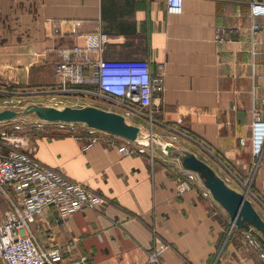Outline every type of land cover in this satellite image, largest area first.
<instances>
[{
  "label": "crops",
  "instance_id": "0c3cea01",
  "mask_svg": "<svg viewBox=\"0 0 264 264\" xmlns=\"http://www.w3.org/2000/svg\"><path fill=\"white\" fill-rule=\"evenodd\" d=\"M249 2L183 0L180 13H168L167 0H0V89L24 104L43 103L59 86L60 50L85 47L86 35L102 39L88 49L87 63L146 58L151 73L163 76V90L152 96L158 110L151 129L159 136L171 127L185 132L177 146L203 160L200 153L208 152L232 171L242 186L227 184L246 192L263 217L264 158L252 164L249 136L252 109L264 117V16L252 31ZM82 73L84 81L64 97L97 88L90 66ZM0 124V134L12 131V120ZM23 137L21 148L35 159L104 198L63 223L54 222L51 208L30 221L41 245L63 247L67 263L155 264L146 262L147 253L159 242L167 247L158 264H264L252 234L202 194V182L188 179L176 157L156 149L153 158L125 155L118 150L122 137L85 150L83 139L50 129Z\"/></svg>",
  "mask_w": 264,
  "mask_h": 264
},
{
  "label": "built area",
  "instance_id": "2783aa9c",
  "mask_svg": "<svg viewBox=\"0 0 264 264\" xmlns=\"http://www.w3.org/2000/svg\"><path fill=\"white\" fill-rule=\"evenodd\" d=\"M182 5L183 0H167L166 11L180 13ZM249 14L252 19V31L262 28L263 25L254 19L264 16V1L250 0ZM216 38L223 39L219 35ZM86 39L88 44L85 47L75 45L60 50L59 59L54 64V71L59 76V86L54 93H49L47 96L48 103L62 104V93L72 90V87L84 81L82 68L90 66L91 78L95 81L97 88L95 90L78 88L77 90L113 106L114 108L106 109L116 111L128 120L135 117L145 119L149 125L146 129L153 133L151 126L157 121L158 109L153 104L152 96L153 93L163 90V76H154L151 73L149 61L146 58L99 57L96 62L87 63L88 49L99 48L102 39L99 36L89 35H86ZM41 92L38 90L35 94ZM0 93L5 95L2 99L3 103L21 102L20 96L11 95L3 89H0ZM13 106L15 105L10 107L15 108ZM251 112L249 143L252 164L257 166L264 158V117L256 108H253ZM47 129L69 134L76 139H83L82 150L94 143L120 137L82 123L47 122L34 117L25 121H12L11 135L5 133L0 135V139L6 145L4 148L0 147V195H3L10 205L5 218L0 221V262L3 264H67L62 256L63 247L47 248L41 245L30 226V221L51 208L56 213L54 222L63 223L74 212L85 208H95L104 200L84 183L70 179L60 171L46 166L21 148L23 136L27 131ZM171 130L173 131L171 140L165 142L178 148L173 142L180 137L188 136L180 129L171 127ZM17 132L19 134H16ZM122 139L118 144V150L123 154L147 153L150 158H153L154 142ZM240 142L245 143V138H240ZM161 151L167 154L165 150L161 149ZM185 173L190 180L198 179L193 171L186 170ZM224 181L226 182L227 178ZM180 188L183 190L187 186L180 185ZM245 188L248 191V185ZM202 194L213 197L206 187L202 190ZM244 194L246 195V192ZM249 241L255 243L253 238H249ZM71 243L72 241H69L67 247ZM166 247V244L157 242L147 253L146 262L158 264L159 255ZM260 255L264 256V252Z\"/></svg>",
  "mask_w": 264,
  "mask_h": 264
},
{
  "label": "water",
  "instance_id": "95a60500",
  "mask_svg": "<svg viewBox=\"0 0 264 264\" xmlns=\"http://www.w3.org/2000/svg\"><path fill=\"white\" fill-rule=\"evenodd\" d=\"M21 116H31L47 122H75L95 127L131 141H152L176 157L181 166L197 174L214 197L227 211L232 222L248 231L264 249V218L257 211L251 200L242 192L228 185L224 179L203 159L193 152L176 148L151 133L141 125L132 123L122 114L92 104L69 105L28 102L20 108L4 107L0 109V122L15 120ZM67 264H85L78 259Z\"/></svg>",
  "mask_w": 264,
  "mask_h": 264
},
{
  "label": "rangeland",
  "instance_id": "374dc122",
  "mask_svg": "<svg viewBox=\"0 0 264 264\" xmlns=\"http://www.w3.org/2000/svg\"><path fill=\"white\" fill-rule=\"evenodd\" d=\"M82 94V97H62L63 98V103L62 104H69V105H83V104H90V103H96V104H100L102 107L104 108H114L113 106H110L108 105L107 103H104L102 101H100V99L96 98V97H85L87 95H84ZM24 100L21 99V102L20 103H3L2 100H0V109L1 108H4V107H10L11 105H15L13 107L15 108H19L20 106H23L24 105ZM43 103H48L47 100L45 99L43 101ZM94 105V104H93ZM97 106V105H96ZM31 116H21V117H18L16 118L15 120H12L13 122H19V121H25L26 119H30ZM130 121H134L135 124H138V125H141V124H145V125H148V122L143 119V118H131L129 119ZM6 124H0V131L1 130H5V127ZM143 126V125H141ZM144 127V126H143ZM144 128H147L146 126ZM12 132H7L5 133L6 135H11ZM154 133V131H153ZM1 135V134H0ZM159 136V135H158ZM160 139H162L163 141H169L171 140V133H169L168 135H162V136H159ZM182 138V137H180ZM178 138L177 141L180 139ZM0 141H2L0 139ZM177 141L176 142H173V144L175 146H177ZM143 142H146V141H143ZM153 146H154V149H156L157 151H160L161 148L158 147L155 143H153ZM0 147L4 148L5 146L0 142ZM179 147V146H177ZM200 153V152H199ZM201 155L204 156V160L210 164L215 170L216 172L221 175V176H224L225 178H227V181L230 185H234L236 187H240L242 186V182L243 181H240V183L238 182L239 180H237L235 177H234V173L230 170H228L226 167H224L223 165H220L216 160L213 159V156H210L208 152H201L200 153ZM246 185L242 188H245ZM241 188V187H240ZM9 203L7 201V199L3 196V195H0V221L3 220L6 216V213L9 211L10 207H9ZM1 264V262H0Z\"/></svg>",
  "mask_w": 264,
  "mask_h": 264
},
{
  "label": "bare ground",
  "instance_id": "6f19581e",
  "mask_svg": "<svg viewBox=\"0 0 264 264\" xmlns=\"http://www.w3.org/2000/svg\"><path fill=\"white\" fill-rule=\"evenodd\" d=\"M143 141H146V140H143Z\"/></svg>",
  "mask_w": 264,
  "mask_h": 264
}]
</instances>
